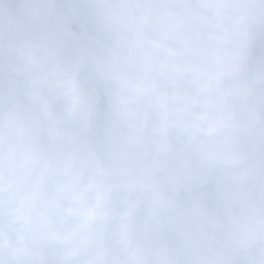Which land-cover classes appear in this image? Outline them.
I'll return each instance as SVG.
<instances>
[{
  "label": "clouds",
  "instance_id": "9594fccd",
  "mask_svg": "<svg viewBox=\"0 0 264 264\" xmlns=\"http://www.w3.org/2000/svg\"><path fill=\"white\" fill-rule=\"evenodd\" d=\"M0 264H264V0H0Z\"/></svg>",
  "mask_w": 264,
  "mask_h": 264
}]
</instances>
